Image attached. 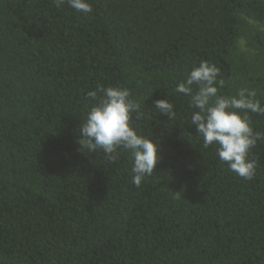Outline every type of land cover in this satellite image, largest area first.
I'll use <instances>...</instances> for the list:
<instances>
[{
  "label": "trees",
  "instance_id": "obj_1",
  "mask_svg": "<svg viewBox=\"0 0 264 264\" xmlns=\"http://www.w3.org/2000/svg\"><path fill=\"white\" fill-rule=\"evenodd\" d=\"M90 2L0 0V264H264V142L255 177H239L174 92L207 60L219 94L246 87L264 104V0ZM241 38L253 59L234 60ZM98 84L127 88L144 111L133 126L160 145L140 187L126 150H79Z\"/></svg>",
  "mask_w": 264,
  "mask_h": 264
},
{
  "label": "clouds",
  "instance_id": "obj_2",
  "mask_svg": "<svg viewBox=\"0 0 264 264\" xmlns=\"http://www.w3.org/2000/svg\"><path fill=\"white\" fill-rule=\"evenodd\" d=\"M65 3L76 12H93L90 0H54L57 8ZM219 76V67L201 60L176 85L174 92L189 97V105L194 109L190 124L196 127L204 147L214 146L219 160L226 163L230 171L252 180L256 175V162L250 156L258 142H264V132L253 128L250 114L264 115V104L257 98L256 90L246 87L231 96L219 94V88L225 84ZM130 95L127 88H105L99 84L88 90L86 96L96 103L79 127L77 143L80 151L102 150L109 161L118 158V149L126 150L132 164V183L140 187L156 169L160 145L133 126V120L144 119V111ZM154 109L170 119L175 116L174 105L168 99L155 100Z\"/></svg>",
  "mask_w": 264,
  "mask_h": 264
},
{
  "label": "rangeland",
  "instance_id": "obj_3",
  "mask_svg": "<svg viewBox=\"0 0 264 264\" xmlns=\"http://www.w3.org/2000/svg\"><path fill=\"white\" fill-rule=\"evenodd\" d=\"M258 29L262 33H264V27H258ZM252 53H254V51L251 48V46H249V43L247 42V40L244 38H241L238 41L235 50L233 51V58L236 61H241L243 59L251 60L253 59V56L251 55Z\"/></svg>",
  "mask_w": 264,
  "mask_h": 264
}]
</instances>
